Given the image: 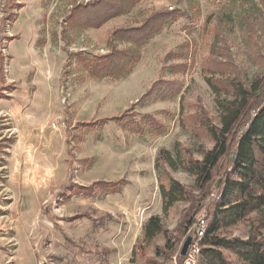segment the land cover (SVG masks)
<instances>
[{"label":"rangeland","instance_id":"374dc122","mask_svg":"<svg viewBox=\"0 0 264 264\" xmlns=\"http://www.w3.org/2000/svg\"><path fill=\"white\" fill-rule=\"evenodd\" d=\"M85 1L16 0L25 3L11 13L18 21L9 19L2 26L1 50L12 56L5 59L4 78L13 89L6 91L14 100L2 99L0 106V264H38L42 257L47 264H101L98 247L102 245L115 249L109 255L111 264H144V258L133 253L142 224L158 214L164 226L173 229L187 206L177 202L163 213L155 171L158 149H172L175 142L187 148L199 143L212 146L203 132L193 128L197 124L193 116L200 112L218 123L217 96L206 77L224 80L233 77L236 69L251 85L264 74V0H140L128 13L99 28L73 29L65 24L69 9ZM3 3L0 0V19ZM160 8H179L186 15L169 21L141 48L140 61L125 78H90L70 56L78 51L89 58L101 54L108 49L112 29L139 24ZM21 13L25 17L22 14L19 22ZM11 34L18 38L9 41ZM170 50L184 57L169 59ZM215 60L226 61L229 67L218 68ZM176 62H183L185 70L169 73L166 66ZM159 77L180 80V94L132 105ZM127 108L137 120H143V113L155 115L165 131L139 136L114 122L96 127L83 123ZM53 121L56 128L49 125ZM17 138L20 143L11 162ZM170 173L186 185L193 184L186 172ZM220 173L215 174L212 191ZM121 177L129 183L119 193L88 198L70 191L73 185ZM94 210L95 216L109 212L114 217L101 225L85 218L63 219ZM205 212L202 208L195 221ZM250 230V223H240L223 234L246 237ZM163 243L159 235L153 245ZM153 245L147 247L148 254H153ZM225 254L236 261L233 254Z\"/></svg>","mask_w":264,"mask_h":264},{"label":"trees","instance_id":"16d2710c","mask_svg":"<svg viewBox=\"0 0 264 264\" xmlns=\"http://www.w3.org/2000/svg\"><path fill=\"white\" fill-rule=\"evenodd\" d=\"M43 4L50 0H42ZM140 0H88L80 2L69 10L65 23L73 28H98L108 20L128 13ZM16 0H4L0 19V78L3 79L5 55L1 51V31L7 20H14L13 9L23 7ZM186 15L184 10L157 9L147 14L139 24L118 26L112 29L107 39L108 51L87 57L78 51L70 56L77 58L79 69L93 79L108 78L119 80L129 75L141 59V48L159 34L167 23ZM16 36H9L13 39ZM117 42L125 43L119 47ZM167 58H183L175 50L167 52ZM70 60L65 62V68ZM218 67H229L228 62L215 60ZM167 70L176 74L185 70L183 62L169 63ZM233 77L224 80L206 77L212 89L218 110V123H213L203 112L194 115L197 120L194 129L210 139L212 146L205 148L197 144L194 148L175 142L172 149L160 147L155 158V171L164 214L177 202H185L178 222L173 229L164 226L158 214L150 215L142 225V236L136 240L133 253L144 258V264H171L178 245L194 224L195 215L205 209L203 216L206 231L201 240V250L197 264H264V74L254 84L244 82L235 69ZM64 73V70H63ZM11 85L0 87V98H10L4 90ZM183 84L174 78L159 77L132 105L143 106L149 101L173 99L177 97ZM130 108L117 115L102 117L84 125L96 127L114 122L125 131L139 136L146 131L161 134L165 125L151 113L141 114V120L130 114ZM104 122V123H100ZM11 140V139H10ZM198 155V157H194ZM181 170L193 177V184L186 185L171 175V171ZM217 171H221L212 186ZM129 183L127 178L116 180H95L90 185H73L71 194L96 197L98 194L121 192ZM213 194V195H212ZM80 211L66 217L70 221L87 218L101 225L114 216L109 212ZM250 223L251 230L246 237L228 236L223 231L240 223ZM159 235L164 243L154 244ZM153 245V254L147 247ZM177 249V250H176ZM101 264H110L111 249H98ZM225 252L233 254L230 260ZM178 264L182 256L176 255Z\"/></svg>","mask_w":264,"mask_h":264},{"label":"built area","instance_id":"2783aa9c","mask_svg":"<svg viewBox=\"0 0 264 264\" xmlns=\"http://www.w3.org/2000/svg\"><path fill=\"white\" fill-rule=\"evenodd\" d=\"M57 124L54 121L49 122V125L51 128H56ZM205 231H206V222L204 218L203 217L197 218L194 224L188 229L186 236L183 239L184 241L187 236H190L191 238L190 243L187 247L186 253L185 255L182 256L183 258L180 264H197V258L200 254V250L202 247L201 240L205 234ZM182 243L178 247L176 254L172 256L171 264H178L176 255L177 254L180 255V249H181Z\"/></svg>","mask_w":264,"mask_h":264},{"label":"crops","instance_id":"0c3cea01","mask_svg":"<svg viewBox=\"0 0 264 264\" xmlns=\"http://www.w3.org/2000/svg\"><path fill=\"white\" fill-rule=\"evenodd\" d=\"M51 1V0H50ZM88 1V0H87ZM49 2V1H48ZM86 2V1H85ZM78 3H80V2H78ZM77 3V4H78ZM22 4H24L23 5V7L25 6V3H22ZM41 4H43V1L41 0ZM46 4V3H45ZM22 7H20V8H18V9H21ZM71 9V8H70ZM69 9V10H70ZM27 11V10H26ZM26 13V12H25ZM25 13H21L20 14V18H19V22L21 21V19L23 18V16L25 17ZM69 13V12H68ZM22 14H23V16H22ZM26 16H27V18L29 17V14L28 13H26ZM15 19H16V21H18L17 20V16L15 17ZM14 19V20H15ZM64 23H65V18H64ZM66 24V23H65ZM103 25V24H102ZM101 25V26H102ZM99 28V27H98ZM116 28V27H115ZM2 35H3V33L1 34V37H2ZM16 36L15 38H13V39H11V38H9L8 37V40L9 41H12V40H14V39H17L18 38V36L16 35V34H11L10 36ZM2 47V46H1ZM2 51V50H1ZM108 51V49H106V50H104V51H102L101 52V54H103V53H105V52H107ZM3 52V51H2ZM4 54V53H3ZM5 55V59L6 58H8V59H11L12 58V56H11V54H4ZM15 61V60H14ZM12 63V62H11ZM10 63V64H11ZM16 63V62H15ZM4 66H5V60H4ZM14 67H16L17 68V64H16V66L14 65ZM4 69H5V67H4ZM18 69V68H17ZM10 73L11 74H14V72L12 71V69H11V67H10ZM0 82H1V86L0 87H3V86H7V85H11L12 87H10L9 89H13V84H5L6 83V81H5V78H4V73H3V79H1L0 78ZM5 84V85H4ZM6 90H8V89H6ZM6 90H4V92L7 94V95H9L10 96V98L8 99V98H0V106H1V102L3 101L2 99H6V100H12L13 99V96H11L9 93H7V91ZM14 100V99H13ZM32 123V122H31ZM12 141V139L9 141V142H11ZM2 143V142H1ZM19 143H20V139L19 138H17L16 140H15V143H13L12 144V149H11V157H10V159H11V162H13L14 160H15V156L17 155V147H18V145H19ZM11 179V178H10ZM81 185V184H80ZM89 185V184H88ZM119 193V192H118ZM109 194H115V193H109ZM106 195V194H105ZM102 196H104V195H102ZM88 198H93V197H88ZM64 220H68V219H65V218H63ZM84 219V218H83ZM85 219H87V218H85ZM78 220H80V219H78ZM68 221H70V220H68ZM143 225V224H142ZM141 232H142V226H141ZM141 234V233H140ZM140 236V235H139ZM138 236V237H139ZM138 237L136 238V239H138ZM102 246H105V247H108V248H110L111 249V253L113 252V251H115V249H114V247L113 246H109V245H102ZM101 246H99L98 247V249L100 248ZM117 252H121V250H119V249H117ZM111 253H109V255L111 254ZM109 255H108V261H109ZM100 260H101V258H100ZM39 263V262H38ZM109 263L111 264V262L109 261Z\"/></svg>","mask_w":264,"mask_h":264},{"label":"water","instance_id":"95a60500","mask_svg":"<svg viewBox=\"0 0 264 264\" xmlns=\"http://www.w3.org/2000/svg\"><path fill=\"white\" fill-rule=\"evenodd\" d=\"M190 236H187L185 240L182 243L181 249H180V255L183 256L186 253L187 247L190 243ZM38 264H47V259L45 257L41 258V261Z\"/></svg>","mask_w":264,"mask_h":264}]
</instances>
